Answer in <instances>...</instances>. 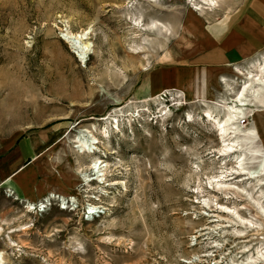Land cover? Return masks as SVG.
<instances>
[{"label": "rangeland", "instance_id": "1", "mask_svg": "<svg viewBox=\"0 0 264 264\" xmlns=\"http://www.w3.org/2000/svg\"><path fill=\"white\" fill-rule=\"evenodd\" d=\"M191 1L0 0V140L51 131L45 164L61 189L44 213L0 191L6 264H264V224L252 204L264 206V175L242 182L237 174L264 168L263 109L250 108L255 117L227 138L241 150L221 156L229 143L203 111L221 120L219 101L230 104L241 79L217 99L167 91L165 51L179 28L132 25L168 28L182 8L201 5ZM89 26L82 61L66 38ZM253 125L260 141L245 132ZM79 131L98 141L92 153L78 148ZM91 159L105 167L88 188L81 175L95 178ZM89 205L100 214L88 215Z\"/></svg>", "mask_w": 264, "mask_h": 264}, {"label": "crops", "instance_id": "2", "mask_svg": "<svg viewBox=\"0 0 264 264\" xmlns=\"http://www.w3.org/2000/svg\"><path fill=\"white\" fill-rule=\"evenodd\" d=\"M214 1L200 11L182 8L168 26L179 29L165 51V90L203 99L227 96L236 86V70L264 54V0ZM134 4L130 9L137 13ZM51 138V131H44L0 140V191L35 204L60 185L45 164Z\"/></svg>", "mask_w": 264, "mask_h": 264}, {"label": "bare ground", "instance_id": "3", "mask_svg": "<svg viewBox=\"0 0 264 264\" xmlns=\"http://www.w3.org/2000/svg\"><path fill=\"white\" fill-rule=\"evenodd\" d=\"M148 1L152 2V3L155 1L157 2V0H148ZM197 1H199V3L201 5H204V6L207 5L208 7L215 5L214 0H197ZM201 5L192 3V10L200 11ZM132 25H133V27H136L138 30L143 31L144 33H150V32L153 33L155 31H158V28H160V29L165 28V33L166 34L169 33V28H167L166 26H163L161 23L152 21L151 23L144 25L141 22V18H137V19L133 20ZM90 28L91 27L89 26V27H87V29L80 31L77 34L68 33L67 38H66L71 49L77 50L78 55L82 61L86 60L85 58H87L91 53V47L92 46L89 43V35L91 32ZM237 70H236V76L241 79L242 85H240L238 91H236L234 93V96L231 99L230 104H227L224 100L221 101V103L225 107V111H226L225 116L221 120H218L213 111L212 112L210 110H204L203 111V118H205L206 121H208L209 123H212L213 125L216 126L217 137L220 140H222L223 142L229 143L225 146V149H223L221 151V156H223V157H228V156L233 155V154H235L241 150V147L239 145L241 143H238L237 139H235L236 141L234 139H232V140L230 139L231 141L227 140L229 135H230V137L231 136L235 137L237 135L239 136V132H240L239 131V125H240L239 121L241 119H247V118L249 119L250 117L253 119L255 117V113H254L255 109L254 110H249V109L255 108L259 105L264 106V54H262L259 57V59L256 60L254 63L247 65V67L245 68L244 71H237ZM224 81L226 83V80H224ZM150 100H151V98H150ZM203 104H206V103H202V105ZM188 119H190V116H188ZM252 123H254V122L252 121ZM245 132L248 134L250 132V134L254 135L255 139L260 141V137L258 135V129L255 128V125H253L251 127V129H248V132L247 131H245ZM85 133H86V131L77 132L76 135L74 136L75 141L78 144V148H81V151L86 150L87 153H92L94 148H95L94 146L98 143V141L93 136H91L90 134L88 136H85L84 135ZM246 133H244V134H246ZM248 134L246 136H249ZM240 135H242V134H240ZM104 138H105V140H107L106 136H104ZM242 156H244V155H242ZM104 167L105 166H102V162H100L98 159H91L89 161L88 169L90 170V173L93 174L92 176H95V178L90 179V177H89L90 175L89 176L88 175L87 176L81 175L82 176L81 180L85 184V187L87 186L89 188V186H90L89 183H91L93 181L98 182V183H101L103 181L101 179V177H103V168ZM245 170L246 169L240 167V171L237 173L238 176L241 177L242 182L257 180L258 178H260L261 176L264 175V173H263L264 168L263 167L261 169H259L258 171H255V172H248V171L246 172ZM79 174H82V170L79 171ZM258 183H260V182H258ZM49 190L51 191L49 193V197H51V198H56L57 196L60 197L59 192L61 189H59V187L51 186L49 188ZM72 199L73 198H71V200ZM62 200H63V198H62ZM62 202H64V201H62ZM252 204L254 205L253 208L256 209V213L258 214V218L264 224V206L262 204H260L259 202H257V203L255 202ZM28 208L30 210H32L34 208V205L32 203H29ZM221 208L224 210L223 213H230V210L228 208H224V207H221ZM61 209H65V207H62ZM97 209H99V208H96L94 206L89 205V207L87 209V211H88L87 214L91 215V216L95 215V214H100V212L97 211ZM242 220H244V222L248 223L249 227H252V226H250V224H251L250 220H247V219H242ZM0 264H6V262L4 261V255L2 252H0Z\"/></svg>", "mask_w": 264, "mask_h": 264}, {"label": "built area", "instance_id": "4", "mask_svg": "<svg viewBox=\"0 0 264 264\" xmlns=\"http://www.w3.org/2000/svg\"><path fill=\"white\" fill-rule=\"evenodd\" d=\"M7 194H8L9 196H14L13 193H10V192H7ZM14 199L19 200V199H17L16 196H14ZM52 200H58V198L56 199V198H51V197H49V196H46V197L42 198V200L36 202V203L34 204V208H33L32 210H36L38 213H44V211H46V210H48L49 208L52 207V205H53V204L51 203ZM59 200H60V199H59ZM20 201H21V200H20ZM22 202H23V201H22ZM60 202H61V200H60ZM32 204H33V203H32ZM27 205H28V202H25V201H24V206L27 207Z\"/></svg>", "mask_w": 264, "mask_h": 264}]
</instances>
